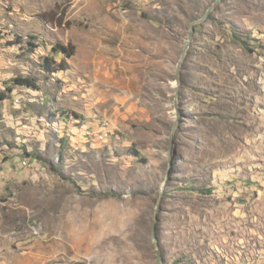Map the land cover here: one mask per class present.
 <instances>
[{
  "label": "rangeland",
  "instance_id": "1",
  "mask_svg": "<svg viewBox=\"0 0 264 264\" xmlns=\"http://www.w3.org/2000/svg\"><path fill=\"white\" fill-rule=\"evenodd\" d=\"M213 1L0 0V264H157L164 180L163 264H264V0L196 25L174 104Z\"/></svg>",
  "mask_w": 264,
  "mask_h": 264
},
{
  "label": "water",
  "instance_id": "2",
  "mask_svg": "<svg viewBox=\"0 0 264 264\" xmlns=\"http://www.w3.org/2000/svg\"><path fill=\"white\" fill-rule=\"evenodd\" d=\"M219 2V0H214L212 2V4L205 10L204 14L199 17L198 19H195L193 21L190 22L189 27H188V39L187 42L185 43L182 52L180 54V57L176 63V68H175V81H176V87L174 90V104L176 105V101H177V95H178V83H179V79H180V69L182 66L183 61L185 60V56L187 54V50L189 48V45L191 44V40H192V36H193V32L195 31L196 25L202 23L204 20H206L208 18V16L210 15L211 11L214 9L215 5ZM177 126V119L175 120V122L173 123L171 132L169 134V139L172 137L174 130ZM168 168L166 171V178L169 177L170 174V169L172 167V157L169 155L170 152V146L168 147ZM164 185H165V180L162 182L161 186H160V190H159V196L158 199L156 201L155 204V208H154V212H153V217H152V224H151V238H152V242L155 248V252H156V258H157V264H163L162 263V255L160 253L159 247H158V243L157 240L154 236V224L155 221L157 220V215L159 212V208H160V203L162 201V196H163V190H164Z\"/></svg>",
  "mask_w": 264,
  "mask_h": 264
},
{
  "label": "trees",
  "instance_id": "3",
  "mask_svg": "<svg viewBox=\"0 0 264 264\" xmlns=\"http://www.w3.org/2000/svg\"><path fill=\"white\" fill-rule=\"evenodd\" d=\"M29 37L34 38L32 36H29ZM30 44H33L34 46H36V44L33 42H30ZM46 45L49 46L50 48V51H49L50 56H47V59L49 61L46 62L45 66L49 69H52L53 71L56 70V68H54L53 66V63L55 64L54 57L56 55L65 54L67 56H71L74 54V51H75V47L72 45H65L61 43H47V42H46ZM13 81L16 84L37 87L33 79L30 77H16L13 79ZM8 90H10V88H8ZM5 97H6V92L1 90L0 91V101L5 99ZM199 191L205 193L206 191L210 192V189H200Z\"/></svg>",
  "mask_w": 264,
  "mask_h": 264
},
{
  "label": "built area",
  "instance_id": "4",
  "mask_svg": "<svg viewBox=\"0 0 264 264\" xmlns=\"http://www.w3.org/2000/svg\"><path fill=\"white\" fill-rule=\"evenodd\" d=\"M108 126L106 124H103L100 128V130L98 131H90L87 128L85 129V131H83V135L87 138H94L95 140H103L105 137L108 136V134L110 133V130L107 128ZM22 163L24 165H30V161L29 158H23L22 159ZM44 166L42 167V169L44 170Z\"/></svg>",
  "mask_w": 264,
  "mask_h": 264
},
{
  "label": "crops",
  "instance_id": "5",
  "mask_svg": "<svg viewBox=\"0 0 264 264\" xmlns=\"http://www.w3.org/2000/svg\"><path fill=\"white\" fill-rule=\"evenodd\" d=\"M260 61L263 63V58H260ZM260 75L256 76V82L258 84V94L259 99H257V103L260 101L264 103V68H261ZM264 106V104H263ZM263 107H261L262 109Z\"/></svg>",
  "mask_w": 264,
  "mask_h": 264
}]
</instances>
